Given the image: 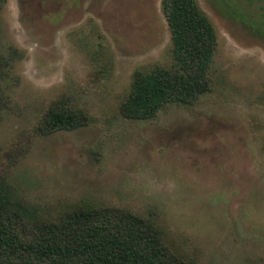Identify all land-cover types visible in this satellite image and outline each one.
<instances>
[{
	"label": "rangeland",
	"instance_id": "obj_1",
	"mask_svg": "<svg viewBox=\"0 0 264 264\" xmlns=\"http://www.w3.org/2000/svg\"><path fill=\"white\" fill-rule=\"evenodd\" d=\"M161 2L0 0V187L26 235L114 208L180 263L264 264V0H196L210 89L126 118L136 73L177 68ZM59 113L78 126L52 128Z\"/></svg>",
	"mask_w": 264,
	"mask_h": 264
},
{
	"label": "trees",
	"instance_id": "obj_2",
	"mask_svg": "<svg viewBox=\"0 0 264 264\" xmlns=\"http://www.w3.org/2000/svg\"><path fill=\"white\" fill-rule=\"evenodd\" d=\"M222 1V0H221ZM222 5V4H220ZM176 70L136 73L120 111L147 120L164 106H187L210 89L207 76L216 34L196 0H162ZM54 129L78 126L71 114H53ZM21 209L0 187V264H183L174 260L154 226L114 208H77L26 235Z\"/></svg>",
	"mask_w": 264,
	"mask_h": 264
}]
</instances>
